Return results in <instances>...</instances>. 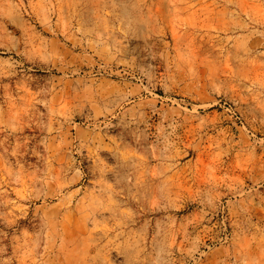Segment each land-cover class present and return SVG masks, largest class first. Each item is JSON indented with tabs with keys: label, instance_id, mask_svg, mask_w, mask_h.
<instances>
[{
	"label": "rangeland",
	"instance_id": "obj_1",
	"mask_svg": "<svg viewBox=\"0 0 264 264\" xmlns=\"http://www.w3.org/2000/svg\"><path fill=\"white\" fill-rule=\"evenodd\" d=\"M0 264H264V0H0Z\"/></svg>",
	"mask_w": 264,
	"mask_h": 264
}]
</instances>
